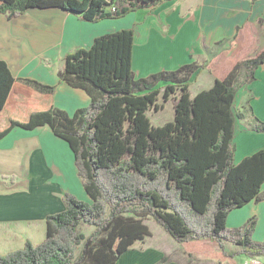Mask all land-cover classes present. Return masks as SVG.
Returning a JSON list of instances; mask_svg holds the SVG:
<instances>
[{"label": "trees", "instance_id": "16d2710c", "mask_svg": "<svg viewBox=\"0 0 264 264\" xmlns=\"http://www.w3.org/2000/svg\"><path fill=\"white\" fill-rule=\"evenodd\" d=\"M168 1L0 0V14L16 18L29 9L57 8L98 22ZM133 37L131 28L120 29L65 56L60 80L91 99L72 115L50 103L52 86L17 80L0 60V112L11 97L16 99L0 138L14 127L48 126L72 151L90 200L64 193V209L45 219L43 241L26 240L22 248L0 255V264H116L135 242L150 237L147 216L199 261L235 264L237 255H264V243L252 240L254 219L239 228L226 227L232 210L264 199V149L236 163L233 143L235 117L240 118L233 113L236 92L255 80L264 65V48L191 97V81L207 65L193 61L136 78ZM160 85L164 99L178 96L173 120L153 126L147 113L160 109ZM255 121L254 130L264 132V122ZM84 224L94 227L89 236L80 231ZM202 240L216 243L219 252ZM228 242L239 250L228 252Z\"/></svg>", "mask_w": 264, "mask_h": 264}, {"label": "crops", "instance_id": "0c3cea01", "mask_svg": "<svg viewBox=\"0 0 264 264\" xmlns=\"http://www.w3.org/2000/svg\"><path fill=\"white\" fill-rule=\"evenodd\" d=\"M128 28L134 33L132 69L136 78L197 61L207 65L198 76H216L209 78L208 87H200L201 91L223 79L237 61L264 48V37L257 35L259 30L264 35V0H171L98 22L84 21L57 8L29 9L16 18L0 14V60L8 64L17 80L31 79L52 86L50 103L72 115L87 107L91 99L84 90L60 80L65 56L88 48L98 36ZM15 104L16 99L11 97L0 112V130L7 126ZM233 113L240 115L234 122L237 163L264 149V132L254 130L255 119L264 122V65L257 69L254 81L237 90ZM80 183L72 151L48 126L30 131L14 127L1 137L0 254L22 248L26 240L33 244L43 241L46 217L61 212L63 194L81 187ZM261 192L264 194V183ZM80 198L84 199V194ZM250 219H254L252 240L264 243V199L231 211L226 226L239 228ZM144 241L134 243L116 264H216L188 257L175 244L180 255L169 258L163 246L156 243V248L150 247ZM200 243L209 247L214 244L208 240ZM212 250L219 252V247ZM163 258L167 262L162 263ZM248 260L264 264V255L241 254L233 262L245 264Z\"/></svg>", "mask_w": 264, "mask_h": 264}, {"label": "rangeland", "instance_id": "374dc122", "mask_svg": "<svg viewBox=\"0 0 264 264\" xmlns=\"http://www.w3.org/2000/svg\"><path fill=\"white\" fill-rule=\"evenodd\" d=\"M258 36H263V32L262 30L258 31ZM227 57L229 56V54H231V52L227 53ZM227 61L229 62V60L227 59ZM214 77H216L215 75H207V73H202L201 76H198L197 79H194L191 81V85H190V93H191V97H193L195 95V93L200 90V87H208L207 85H209V78L214 79ZM242 79V76H241ZM161 87V92L158 96V100H157V104L158 106H160V109L158 111H156L154 108H151L147 115L148 118L151 122V124L153 126H159L162 125L166 122L172 121L173 120V116H174V103H175V98L178 96V93H176L174 96H170L167 99L163 98V87L164 85H160ZM59 140L63 141L65 144H67L64 140L58 138ZM81 185V183H80ZM72 189V190H71ZM69 191L66 190V193L72 194L73 196H75L78 200L86 202V203H90L89 198L87 197L82 185L81 187L77 188V187H73L71 188ZM80 192V193H79ZM81 194H84V199H81L80 196ZM244 207V206H243ZM242 208V207H241ZM235 209L232 211H236L239 210ZM131 215V214H128ZM144 223L148 226L149 230H150V237H146L144 238V244L150 246V247H154L156 248V243L160 244L161 246H163L166 249V254L169 258H172L173 256H179L180 251L175 247V245L180 248L181 251L182 247L180 246L179 243H177L176 241H174L169 235L168 233H166L163 228L161 226H159L154 220L153 218L147 216L144 219ZM227 227V226H226ZM228 228V227H227ZM94 230V227L92 226H88V225H82L80 227V231L83 232L86 236H89ZM137 243V242H135ZM175 244V245H174ZM168 247V248H167ZM212 249L214 250H218L217 244L214 243L211 246ZM227 250H238V247L235 246L234 244H230L227 243ZM177 252V254H176ZM185 254V253H184ZM3 255V254H0ZM186 255V254H185ZM235 258V257H234ZM212 264V263H211Z\"/></svg>", "mask_w": 264, "mask_h": 264}, {"label": "built area", "instance_id": "2783aa9c", "mask_svg": "<svg viewBox=\"0 0 264 264\" xmlns=\"http://www.w3.org/2000/svg\"><path fill=\"white\" fill-rule=\"evenodd\" d=\"M245 264H263V263L258 260H248Z\"/></svg>", "mask_w": 264, "mask_h": 264}]
</instances>
